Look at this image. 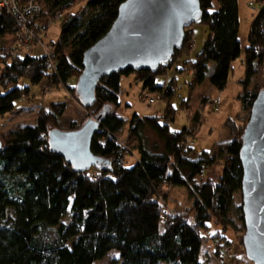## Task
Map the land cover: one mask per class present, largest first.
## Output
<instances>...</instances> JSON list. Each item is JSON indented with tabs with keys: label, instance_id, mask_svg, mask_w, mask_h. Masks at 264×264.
Wrapping results in <instances>:
<instances>
[{
	"label": "trees",
	"instance_id": "16d2710c",
	"mask_svg": "<svg viewBox=\"0 0 264 264\" xmlns=\"http://www.w3.org/2000/svg\"><path fill=\"white\" fill-rule=\"evenodd\" d=\"M125 1L87 0L71 13L76 0H39L43 33L58 13L63 14L59 38L51 43L49 56L15 50L16 21L0 12V116L14 113L15 103L30 96L31 86L44 79L74 94L83 54L107 34ZM198 1L202 12L198 24L206 26L207 36L193 60L180 59L192 41L190 26L182 48L166 66L160 65L154 73H113L97 84L95 103L86 108L102 119L90 144L98 159L94 168L76 172L49 149L50 133L76 131L91 120L77 124L63 118L64 102L41 107L34 124L0 135V264H95L112 253L117 255L113 264H211L203 252V233L209 232L208 239L217 237L220 243L222 233L216 229L211 234L212 225L234 227L229 213L235 195L240 196V138L251 106L263 90L257 77L264 63V0H250L257 10L244 49L245 74L238 96L243 115L238 125L235 119H227L230 140L189 158L192 150L184 152L183 146L191 132L169 129V108L163 118L132 116L127 142L138 153L132 167L125 166L127 153L116 139L125 123L117 112L123 76L135 75L144 92L163 100L173 95L175 75L187 70L191 71L189 87L207 84L218 92L225 89L231 64L240 55L237 0ZM169 71H174L170 81L156 84L157 77H166ZM194 117L196 124L198 116ZM146 132L163 143L161 153L149 147ZM218 165L221 172L215 180L204 177ZM167 188L186 190L191 201L187 215H193L192 221L165 209L160 198L167 200ZM241 208L242 203L236 212L244 229Z\"/></svg>",
	"mask_w": 264,
	"mask_h": 264
},
{
	"label": "rangeland",
	"instance_id": "374dc122",
	"mask_svg": "<svg viewBox=\"0 0 264 264\" xmlns=\"http://www.w3.org/2000/svg\"><path fill=\"white\" fill-rule=\"evenodd\" d=\"M86 1L87 0H76L70 12H76L85 5ZM237 4L239 14L238 39L240 42V55L231 64L228 83L223 90V95L207 84L201 87H189L190 70L175 75V89L171 98L167 100L161 99L157 94L144 92L138 78L133 74L121 78L120 92L118 95L120 105L117 112L121 118L125 120V123L123 132L116 139L127 153L125 156V166L132 167L138 157V153L132 151L134 148L133 145L127 142L128 125L133 115H138L139 117L158 116L163 118L169 108V112H172V121L168 122L169 129L173 132H178L182 129H185L186 132H191V136L186 137L189 142H193L194 144L191 148L192 151L189 158H194L202 152L209 151L214 144L231 139L232 136L229 131L231 128L229 123L231 122L228 121L229 126H226L225 123L227 119H235V123L238 125L240 124L239 119L243 115L241 104L237 96H239L238 94L242 91L241 81L245 74L243 62L244 49L247 45L246 39L253 15L257 10L256 6L250 3V0H237ZM60 20H57L56 17L54 20H51L46 31L41 35V42L39 44L42 46L34 45L29 52L21 51V53H30L31 55L44 54L49 56L52 52L51 43H55L59 38ZM190 31L192 34V41L186 45L182 52L181 61L193 60L195 55L202 49L206 40L207 28L205 25H191ZM7 42L10 43L9 38ZM14 42L13 38L12 43L14 44ZM173 73L174 71H169L166 77H157L156 84L160 85L162 82L168 83ZM257 81L258 84L263 87L262 89H264V63L262 65V72L260 76L257 77ZM2 93L3 91L0 88V95ZM217 98H219L218 108L215 107V103H213ZM148 99H153L154 102L150 104ZM61 102H64L67 106L63 118H71L77 122V124H81L84 120L86 121L87 118L91 120L95 119L93 117L94 115H90V112L77 100L75 93L72 94V92L66 90L62 85L56 82L53 83V81H51L47 83L44 79L38 85L31 86L30 96L24 97L15 103L14 113L6 114L4 117L0 116V135L27 124H34L41 107L49 109L52 103ZM195 115L198 116L196 124L193 122ZM146 137L149 147H153L158 153L163 151V143L153 133L146 132ZM220 172L221 166L218 165L207 171L204 177L215 180ZM167 196L166 201L160 198V202L165 209L170 213L186 216L191 206V201L186 190L183 188H167ZM240 203L241 193L240 196L238 194L235 195L233 207L229 213V219L234 224L232 229H224L219 226L215 228L213 225L210 229L211 234H214L216 229L217 232L222 233L219 236L224 240L222 238L220 240L224 243H226L225 239L228 240L227 244L215 241L217 237H214L213 240H209V232L203 233L206 242L203 243V252L204 255H209L211 264H235L233 260L236 258L240 260L239 264H253L247 260L242 246V238L245 231L238 221L236 212V207ZM192 219L193 215L190 214L187 220L190 222ZM116 259V253H112L103 261L95 264H113L112 262Z\"/></svg>",
	"mask_w": 264,
	"mask_h": 264
},
{
	"label": "water",
	"instance_id": "95a60500",
	"mask_svg": "<svg viewBox=\"0 0 264 264\" xmlns=\"http://www.w3.org/2000/svg\"><path fill=\"white\" fill-rule=\"evenodd\" d=\"M201 18L198 0L123 2L107 34L83 54V69L74 88L81 105L92 107L97 84L105 76L127 70L154 73L160 65L166 66L182 48L185 29ZM101 120L97 116L76 131L50 133V151L76 172L94 168L98 159L90 144ZM240 140L242 246L247 260L264 264V89L251 106Z\"/></svg>",
	"mask_w": 264,
	"mask_h": 264
},
{
	"label": "built area",
	"instance_id": "2783aa9c",
	"mask_svg": "<svg viewBox=\"0 0 264 264\" xmlns=\"http://www.w3.org/2000/svg\"><path fill=\"white\" fill-rule=\"evenodd\" d=\"M0 12L12 16L16 21L17 32L14 36L13 48L17 51L29 52L31 48L42 46L41 35L43 28L39 24L38 19L42 15V7L39 0H0ZM57 20L62 19V14L56 15ZM47 54V53H46ZM148 102L153 103V99H148ZM215 107L218 108L219 98L214 100ZM186 143V144H185ZM184 152L193 147V142H189L185 138Z\"/></svg>",
	"mask_w": 264,
	"mask_h": 264
},
{
	"label": "crops",
	"instance_id": "0c3cea01",
	"mask_svg": "<svg viewBox=\"0 0 264 264\" xmlns=\"http://www.w3.org/2000/svg\"><path fill=\"white\" fill-rule=\"evenodd\" d=\"M223 92H224V91L220 92V93H221V95H223ZM239 94H240V93H239ZM239 94H238V95H239ZM237 97H238V96H237Z\"/></svg>",
	"mask_w": 264,
	"mask_h": 264
}]
</instances>
